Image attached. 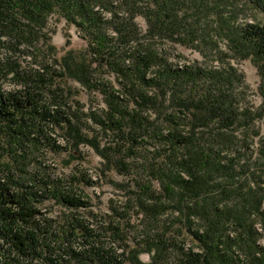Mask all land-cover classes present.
Returning <instances> with one entry per match:
<instances>
[{
	"label": "trees",
	"instance_id": "obj_1",
	"mask_svg": "<svg viewBox=\"0 0 264 264\" xmlns=\"http://www.w3.org/2000/svg\"><path fill=\"white\" fill-rule=\"evenodd\" d=\"M54 20L102 107L62 86ZM164 40L218 63H173ZM230 58L257 67L259 104ZM85 130L124 177L105 211L91 172L55 163ZM263 239L264 0H0V264H264Z\"/></svg>",
	"mask_w": 264,
	"mask_h": 264
},
{
	"label": "rangeland",
	"instance_id": "obj_2",
	"mask_svg": "<svg viewBox=\"0 0 264 264\" xmlns=\"http://www.w3.org/2000/svg\"><path fill=\"white\" fill-rule=\"evenodd\" d=\"M104 14L107 17L111 15L109 12H105ZM243 20H252L249 12L247 13L246 18L245 16L243 17ZM136 22L143 30L147 28V23L143 17H137ZM52 27H54L55 32L51 35V43L55 47L61 63L65 66L67 75H69L62 80V86L66 90V93L70 96L71 100H76L82 103L85 107L84 109L87 108L92 110L102 107L104 104L101 94L97 90H94L93 87H90V85L84 84L81 79L75 76L72 72V68H69V62H71L69 59L70 56L82 55V51L85 49V40L73 26H68L64 20H54ZM164 43L169 49H174L172 45L175 46L174 51H171L170 58L173 63H178L179 65L194 62H200L203 64H207L208 62L215 64L218 63L213 62V60L210 62L211 59L215 58V55L208 53L206 50L204 51L205 54H203L201 51L182 46L178 43L172 44L173 42L170 40H164ZM222 49L224 51L227 50L224 46ZM27 60H30V58L27 57ZM229 60L233 65L244 72L246 82L249 86V89L246 92L248 98L254 104H259L261 102V97L258 93L260 76L257 67L248 59L238 60L230 58ZM23 64L27 65L26 61H23ZM33 67L40 68L38 63H34ZM105 77L109 79L113 78L109 73H105ZM84 135L87 139L85 142L72 147L64 154L57 156L55 158V163L61 172H69L74 169L75 166H80L91 172L97 183L92 187L86 188V191L91 197L93 209L96 211H105L109 199H122L123 191L118 189L115 184L123 182L124 177L115 170H107L105 161L96 151L94 142H90V140H93L94 137H96V142H99L102 145L106 142V137L100 132H91L90 130H85ZM142 257L144 261H149L151 259L149 253H144Z\"/></svg>",
	"mask_w": 264,
	"mask_h": 264
}]
</instances>
